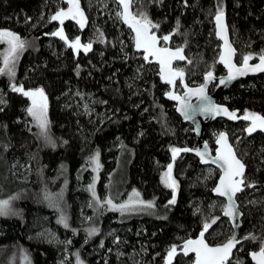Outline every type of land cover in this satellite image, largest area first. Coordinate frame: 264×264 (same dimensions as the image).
I'll use <instances>...</instances> for the list:
<instances>
[{"label": "trees", "instance_id": "1", "mask_svg": "<svg viewBox=\"0 0 264 264\" xmlns=\"http://www.w3.org/2000/svg\"><path fill=\"white\" fill-rule=\"evenodd\" d=\"M80 2L86 28L69 20L63 29L68 41L79 37L82 44L91 43L87 53L49 35L58 26L50 17L66 7L64 0H0V30L25 41L15 75L0 73V201L10 202L9 214L0 215V264H60L66 250L73 264L77 255L84 264H166L169 249L196 238L206 222L207 241L224 243L232 229L214 210L212 191L220 173H209L192 154L172 161L171 148H194L197 137L166 98L169 86L158 66L136 51L133 34L117 16L116 0ZM219 8L227 14L237 50L264 52V0H140L133 10L159 24L160 36L178 35L172 45L182 47L191 63L177 67L197 86L208 71L225 73L217 63L220 42L213 22ZM3 63L0 54V68ZM13 83L25 90L43 88L49 100L45 131L28 115L29 98L11 90ZM218 102L264 115V75L242 80ZM209 126L231 129L247 166L246 184L254 185L238 197L242 244L228 264H254L250 253L264 242V134L249 135L243 120ZM97 153L100 167L94 171L91 158ZM169 163L179 185L172 205L173 191L162 181ZM94 180L101 202L121 203L135 190L154 207L124 214L100 207L89 191ZM46 228L65 245L37 239ZM93 228L99 231L90 236ZM172 264H193V258L176 254Z\"/></svg>", "mask_w": 264, "mask_h": 264}, {"label": "snow or ice", "instance_id": "2", "mask_svg": "<svg viewBox=\"0 0 264 264\" xmlns=\"http://www.w3.org/2000/svg\"><path fill=\"white\" fill-rule=\"evenodd\" d=\"M118 4L122 7V11L117 13V16L122 18L123 22L128 25L130 29L135 33V49L137 51H142L143 60L146 63H152L155 61L159 65V76L162 81L166 84L171 85L175 88L176 81L179 79L181 85L184 87V94L177 95L173 91L166 93L167 97L171 100L178 101L180 107L177 109L185 119H189V110L200 111L206 113L210 116H227L229 119H243L245 121H250L249 126L246 128V132L251 135L256 131L264 132V116L257 115L252 112H245L242 117H238L235 111H229L227 108L215 104L207 95V85L212 82L215 77L212 71H208L204 75V82L195 88L188 87L184 83L185 72L183 68L174 67L173 63L175 61H185L187 57L183 54V48L177 47L173 50L167 47L168 42L171 40V35H164L158 37L153 29H159L160 25L153 23L145 13H133L131 11V5L133 0H117ZM69 7L67 10L60 9L54 15L51 16L52 21H58L61 27L49 35L59 37L64 40L69 47L79 52L83 50L85 53L92 49V44H82L79 37H76L74 41L69 42L68 38L65 36L63 31V24L66 19H73L79 24L80 28L83 29L86 24V17L84 12L80 7L79 0H67ZM216 22V35L223 40V50L219 57V62L223 63L225 67L228 68V76L226 79H220L219 83L221 85L226 84L228 81L236 79L237 76L246 75L249 72H264V52L254 57L252 54L244 55L241 66L237 67L236 64L232 62V57L235 55V49L232 47L227 36V25L224 22V11L223 8H219L215 15ZM179 28V20H177V29ZM161 41L164 42L165 46H160ZM0 42H5L8 45L7 52L4 54L3 62L5 67L0 68V73L7 72L14 76L13 71L14 62L18 56L19 52H22L25 48V41L20 38L19 35L7 31L0 30ZM151 58V59H150ZM258 58L259 63L255 65H250L249 61ZM191 63L190 60L187 61ZM11 90L28 97L31 100V106L28 107L27 112L36 121L38 126L42 131H45L48 126L47 118V96L43 88H37L34 90H25L23 85L17 86L16 84L11 85ZM192 97H195L201 103L193 108L191 104ZM4 100L0 98V104H3ZM2 110V109H0ZM217 145L219 147L216 150V155L211 159V163L217 164L221 169L222 175L219 178V182L212 189V191L220 197L226 198L227 203L223 205L222 211L225 217L231 218L234 222L239 216L238 207L235 203L236 194L243 190L244 187H254L252 184H246L244 179L245 174V164L236 156L233 147L228 142L227 134L220 132L216 139ZM195 151L196 155L200 157L202 163H209L208 157L210 153L208 152L207 142L204 144V150L200 149H189V148H171L172 161L175 162L177 156L181 152ZM92 163L95 165L94 171L98 170L99 165V153L91 158ZM173 163H169L167 166V171L164 172L162 176V181L164 185L171 188L173 191V197L168 202L170 205L175 204L176 196L175 192L178 187L177 181L172 176ZM89 191L92 192L93 198L96 200L97 205L103 207L105 204L109 206L111 211H119L124 214L127 211H133L136 206H142L151 208L154 207V202H145L140 199V193L133 190L131 196L125 203L119 205L114 204L111 198H108L101 202L98 197H96L95 192V180L89 185ZM9 201H0V215L9 214ZM219 217L212 220L211 223H216ZM61 223L64 227H68L65 217H61ZM211 225L205 223L203 226V231H201L199 238L192 240H186L182 246L173 245L167 254L166 264H172L173 257L177 254L178 248L185 256L189 253L195 254L194 264H228L231 257L232 250L237 244L241 243L233 233L225 243L215 247L209 246V244L204 239L205 232L208 231ZM238 224L234 223V227H238ZM99 231V229L93 228L89 230V235H94ZM244 239H256L254 236H246ZM252 259L256 264H264V242L261 243L260 250L258 252L250 253ZM78 264H82L79 261L77 255Z\"/></svg>", "mask_w": 264, "mask_h": 264}, {"label": "water", "instance_id": "3", "mask_svg": "<svg viewBox=\"0 0 264 264\" xmlns=\"http://www.w3.org/2000/svg\"><path fill=\"white\" fill-rule=\"evenodd\" d=\"M116 2H117V0H116ZM117 4H118V2H117ZM118 5H119V4H118ZM119 7H120V12H121V11H122V7H121L120 5H119ZM133 8H134V0H133V2H132V5H131V11L134 13ZM121 20H122V18H121ZM122 22H123V20H122ZM224 22H225V24L227 25V36H228L229 42L231 43L232 47L235 49V55L232 57V62H233L234 64H236L237 67H239V66H241L242 63L238 62V60H237L238 50L236 49V47L234 46L233 41H232L231 31H230V26H229V23H228V18H227V14H226V13H224ZM123 23H124V22H123ZM124 24H125V23H124ZM125 25L128 27L127 24H125ZM214 26H215V31H217L215 18H214ZM128 28H129V27H128ZM57 30H58V29H57ZM57 30H56V31H57ZM129 30H130L131 33L133 34V38H134L135 33L132 31V29L129 28ZM63 31H64V29H63ZM153 31H154V30H153ZM154 32H155V31H154ZM155 33H156V32H155ZM64 34H65V36H66V32H65V31H64ZM156 35H157L158 37H160L157 33H156ZM53 37H56V36H53ZM66 37H67V36H66ZM216 37H217L218 41L220 42V54H221V52H222V50H223V40L220 39L217 35H216ZM56 38L60 39L59 37H56ZM63 41H64V40H63ZM134 44H135V41H134ZM160 46H165V45L162 44V41H161V43H160ZM167 47H170V48H172L173 50L176 49L175 47H172V46H170V45H167ZM136 51H137V50H136ZM137 52L142 53V51H137ZM142 54H143V53H142ZM183 54L185 55V57H187V56H186V53H185L184 50H183ZM219 57H220V55H219ZM150 59H151V58H150ZM186 61H187V60H185V61H175V62L173 63V66L176 67L178 64H184V63H186ZM152 63H153V64H156L155 61H153ZM217 63H218L219 65H221V66L224 68L225 73L222 74V75H216V74H214L215 79L207 85V95H208V97L211 99V101H212L213 103L218 104V105H221V106L227 108L229 111H235V112L237 113V116H238V117H242V116H240V111H239V110H237V109H236V110H232V109H230L227 105H224V104L219 103V102H218L219 96H220L221 94H223L224 92L229 91L233 86H235L236 84H238V83L241 82L242 80H245V79H247V78H253V77H259V76H262V75H264V72H255V73H253V72H249V73H247L246 75H243V76H237L236 79L231 80V81H228L226 84L221 85V84L219 83V80H220V79H226V78H227V76H228V68L225 67L223 63H220V62H219V58H218ZM257 63H259V60L255 61V62H251V61H249V64H250V65H255V64H257ZM156 65L158 66V69H159V65H158V64H156ZM163 82H164V81H163ZM203 82H204V81H203ZM164 83H165V82H164ZM184 83L187 84L188 87H190V88H195V87H198V86H199V85H197V86H190V85L188 84V82H184ZM165 84H166V83H165ZM178 84H179V79H177V81H176V85H177V86H176L175 88H172L171 85H168V84H166V85L169 86V91H173L175 94H177V95H181V96H182V95L184 94L185 89H184V87L181 85V86H182V92H178V90H177V89H178ZM200 85H201V84H200ZM212 86H214V90L211 92V88H212ZM169 91H168V92H169ZM166 98H167L169 101L173 102V103L176 105V111H177L178 115L182 118V120H183L186 124H190V125L193 127V129H194V133H195V135H196V137H197V147H195V148L185 147V148H189V149H193V150H194V149H200L201 151H203V150H204V144H205V142H207V145H208V152L210 153V157H208V159H209V163H202L201 160H200V157L196 155L195 151L181 152L179 155H182V154H192V155H194L196 158H198L200 164H201L203 167H211V168H214V169L218 170L219 173H220V174H219V177H218V180H217V183H218V182H219V178H220V176L222 175V171H221V169L217 166V164H215V163H211V159L215 157V155H216V150H217V148L219 147V145H217V143H216V141H215V143H214L215 149H213V148L211 147V145H210V144L208 143V141L205 139L206 130H207V128H208L209 125H211L212 123H214V122H216V121H219V120H227V121H229V122H238V121H240V120H242V119L238 118V119L233 120V119H229L227 116H215V117H213V116H210V115H208V114H206V113H202V112H200V111H198V110H196V111L189 110V117H190V118H189V119H185L184 116H183V115L177 110V109L180 107V103H179L178 101H175V100H171V99H169V98L167 97V95H166ZM200 103H201V102L198 101L195 97H192V99H191V104H192L193 108H196V106H197L198 104H200ZM261 116H263V115H261ZM222 132H224V133L227 134L229 144L233 147V149H234V151H235V153H236V156H237L239 159H241V158L239 157L237 151H236V148H235L234 144L232 143V140H231L230 134H229L227 131H222ZM256 133H263V134H264V132H261V131L258 130V131H256V132L252 133L251 135H254V134H256ZM181 149H183V148H181ZM241 161L244 163V161H243L242 159H241ZM244 164H245V163H244ZM246 173H247V166H246V164H245V174H244V179H245V175H246ZM245 182H246V181H245ZM217 183H216V185H217ZM216 185H215V186H216ZM245 189H246V187H244L242 191L238 192V193L236 194V197H235V203H236V205H237V207H238V211H239V216L236 218L235 222H234L231 218H229V217H225L224 215H222V217H223L224 219H227V220H228V222H229V224H230V226H231V229H232V235H233V233H235L236 237H237L238 239L241 240V243L237 244L236 247L232 250V254H231V257H230L229 261L233 259L234 255L236 254L237 250L239 249V246L242 244V239H241L240 231H241L242 226H243V217H244V214H243V212H242V210H241V208H240V204H239V202H238V197L242 194V192H244ZM213 195H214L215 198H218V199L223 200V201L225 202V204L227 203L226 198H224V197H220V196H217L214 192H213ZM234 223H235V224H238L239 226H238V227H234ZM200 233H201V232H200ZM199 235H200V234H199ZM199 235H198L196 238L192 239V240H195V239L199 238ZM232 235H231V236H232ZM206 236H207V232H205V234H204V239H205V241L209 244V246L215 247V246H218V245H222V244H223V243H222V244L212 245V244H210V243L207 241V237H206ZM188 240H189V239H188ZM226 241H227V240H226ZM226 241H225V242H226ZM225 242H224V243H225ZM183 243H184V242H183ZM183 243H182V245H183ZM182 245H181V246H182ZM257 252H258V251H257ZM177 255H183L184 257H192V258H193V264H194V261H195V254H194V253H189L187 256H185L181 251L178 250V251H177ZM250 258L252 259V256H250ZM229 261H228V262H229ZM252 261H253L254 264H256V262H255L253 259H252Z\"/></svg>", "mask_w": 264, "mask_h": 264}, {"label": "rangeland", "instance_id": "4", "mask_svg": "<svg viewBox=\"0 0 264 264\" xmlns=\"http://www.w3.org/2000/svg\"><path fill=\"white\" fill-rule=\"evenodd\" d=\"M140 0H134V5L135 4H137L138 2H139ZM64 2L67 4L66 5V7L64 8L65 10H67V8L69 7V5H68V3H67V0H64ZM79 3H80V7H81V2H80V0H79ZM81 9H82V7H81ZM82 11L84 12V10L82 9ZM84 15H85V17H86V14H85V12H84ZM51 18V17H50ZM214 18H215V15L213 16V22H214ZM69 20H71L72 22H74L75 24H76V26L80 29V30H83V29H85L86 28V26H87V23H88V19H87V17H86V24H85V27L83 28V29H81L80 28V26H79V24L76 22V20H73V19H66L65 21H64V23L65 22H67V21H69ZM57 24H58V26H57V29H59L60 27H61V25L59 24V22L58 21H55ZM64 25V24H63ZM63 28H64V26H62ZM157 34H158V32L155 30V29H153ZM214 31H215V26H214ZM215 33H216V31H215ZM159 35V34H158ZM160 36V35H159ZM178 37V35H176L175 33H172V35H171V40L168 42V44L167 45H169V44H171V46L172 47H174L173 45H175V44H173L172 45V40L174 39V38H177ZM160 37H162V36H160ZM21 38V37H20ZM65 42V41H64ZM70 42V41H69ZM72 42V41H71ZM66 45H67V47H68V44L67 43H65ZM162 44L164 45V42L162 41ZM182 48V47H181ZM7 49H8V45H7V43H5V42H0V54H1V56L4 58V54L7 52ZM184 50V49H183ZM249 53L247 52V51H245V50H241V51H239V49H238V55H237V60H238V62H240V63H242L243 62V60H242V58H243V56L244 55H248ZM254 57H258V55H255V54H252ZM258 60V58H256V59H253V60H251V62H255V61H257ZM4 64V63H3ZM4 67H5V65H4ZM212 71V70H211ZM213 72V74H215V72L214 71H212ZM204 81V80H203ZM184 82H188V79H187V77H186V73H185V77H184ZM178 92H182V88H181V83H180V81H179V87H178ZM214 90V86H212V88H211V92ZM47 104H48V108H47V118H48V116H49V100H48V98H47ZM31 106V100L29 99V106L28 107H30ZM247 112H251V111H247ZM244 113L245 112H243V113H240V116H243L244 115ZM252 113H255V112H252ZM255 114H257V115H260L259 113H255ZM29 115V114H28ZM30 116V115H29ZM30 117H32V116H30ZM32 119L37 123V121L32 117ZM224 121H227V120H224ZM243 121H245V120H243ZM229 122V121H228ZM246 123H247V126L250 124V121H245ZM207 131H208V133H209V138H207V141H208V143L211 145V147L213 148V149H215V146H214V143H215V141H216V139H217V135L220 133V132H222V131H227V132H231V129H229V128H226V130H219V128H211L210 126H208V128H207ZM232 133V132H231ZM241 138V136H239V137H236L235 138V140H234V142L236 143L237 141H239V139ZM195 147H197V145L195 146ZM194 147V148H195ZM207 170H208V172L210 173L211 171H213V170H215L214 168H211V167H205ZM166 171H167V169H166ZM172 176H173V178L177 181V184H178V180L176 179V177H175V175L173 174V170H172ZM178 189H179V185H178V187H177V189H176V192L175 193H177L178 192ZM129 198V197H128ZM128 198H125L124 200H123V202H121V203H125L127 200H128ZM144 201V200H143ZM146 202V201H145ZM121 203H116L117 205H119V204H121ZM225 204V202L223 201V200H221V199H218V198H216L215 199V204H214V210L216 211V212H222L223 213V211H222V208H223V205ZM143 208H145V209H149V208H147V207H142V206H136V209L135 210H133V211H135V212H138V213H142V212H144V211H147V210H143ZM133 211H128V212H133ZM210 228V227H209ZM36 237H37V239H42V240H44V241H47V242H53L54 243V245H56V246H62V245H65V241H64V239L62 238V237H60L59 236V234H57L54 230H52V229H50V228H46V229H44V230H41V231H39V232H37V234L35 235ZM65 242V243H64ZM178 250H179V248H178ZM65 253V255H66V257L61 261V263L60 264H73L70 260H69V257H68V255L66 254V252H67V250L66 251H64ZM80 262H82L81 260H79ZM77 264H78V261H77ZM82 264H84L83 262H82Z\"/></svg>", "mask_w": 264, "mask_h": 264}, {"label": "flooded vegetation", "instance_id": "5", "mask_svg": "<svg viewBox=\"0 0 264 264\" xmlns=\"http://www.w3.org/2000/svg\"><path fill=\"white\" fill-rule=\"evenodd\" d=\"M178 87H179V84H178ZM181 88H182V86H181ZM245 112H246V111H245ZM261 115H263V114H260V116H261ZM263 116H264V115H263ZM242 120H243V119H242ZM242 120H240V121H242ZM238 122H239V121H238ZM248 126H249V125H248Z\"/></svg>", "mask_w": 264, "mask_h": 264}, {"label": "bare ground", "instance_id": "6", "mask_svg": "<svg viewBox=\"0 0 264 264\" xmlns=\"http://www.w3.org/2000/svg\"><path fill=\"white\" fill-rule=\"evenodd\" d=\"M87 168H88V166H87Z\"/></svg>", "mask_w": 264, "mask_h": 264}]
</instances>
